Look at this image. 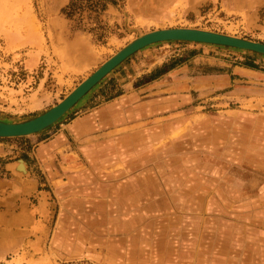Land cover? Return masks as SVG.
Here are the masks:
<instances>
[{"label": "rangeland", "instance_id": "rangeland-1", "mask_svg": "<svg viewBox=\"0 0 264 264\" xmlns=\"http://www.w3.org/2000/svg\"><path fill=\"white\" fill-rule=\"evenodd\" d=\"M70 3L0 0L1 121L44 114L127 44L153 31L192 28L264 43V0H95L96 9L81 0L68 16ZM248 65L252 75L235 76V89L206 96L193 91L189 105L159 115L140 95L142 117L134 122L143 119L137 127L143 138L127 144L126 152L119 141L108 150L103 143L81 147L66 184L58 192L43 188L45 238L0 264H264V58L166 43L135 54L110 75L124 67L133 78L177 67L181 78L206 81L190 86L207 88L217 76ZM106 79L40 137L0 140L8 146L0 165L23 161L41 172L39 142L62 133L60 125L94 116L122 93L119 82ZM133 105L107 114L131 117ZM179 122L186 128L167 140L171 133L162 130ZM149 133L162 138L151 141ZM134 142L143 146L142 156L135 157ZM90 147H98L95 157Z\"/></svg>", "mask_w": 264, "mask_h": 264}, {"label": "crops", "instance_id": "crops-1", "mask_svg": "<svg viewBox=\"0 0 264 264\" xmlns=\"http://www.w3.org/2000/svg\"><path fill=\"white\" fill-rule=\"evenodd\" d=\"M244 67H236L230 75L217 76L214 78L215 85L207 88L193 87L204 84L206 81H202L200 78L195 81L187 80L188 78L185 76L181 78L180 74H183V71L177 67L160 71L158 74L147 71V73H141L134 78L131 69L124 67L120 73L110 75L107 79L119 82L122 93L110 100L109 104H104L105 106H102L98 113L94 112V116L77 118L69 127L60 125L63 129L62 133L57 134L52 140L46 139L39 142L36 153L41 172L35 173L32 165L28 167L27 163L21 161L10 163L11 160H8L0 165V262L16 255L24 248L32 249L34 245L45 238L48 195L43 188L45 186L53 187L58 192L57 189L66 184L65 177L67 178L70 167L77 165L76 156L81 155L79 152L81 147L85 145L97 146L98 143H103L101 146L108 150L111 143L118 144L117 141H119L120 151L122 149L126 152L127 144L132 145V140L143 138V135L141 136L137 131L138 123H141L143 119L140 122H134L137 118L142 117L138 111L143 101L140 95L146 94L144 101L147 106L153 109L150 113L159 115V112H167L173 110L174 107L189 105L192 102L191 93L193 91L199 92L200 96H206L218 90H225V88L235 89L240 83L235 76L244 78L252 75V70L248 66ZM138 79H140L139 83H137ZM125 104H134L132 106L134 112L131 117L126 115L109 116L111 112H116V108L121 109ZM128 120H131L132 124L128 123ZM133 124L136 125L133 126ZM182 126L181 122L176 126L169 124L162 132H166V135L171 133L167 139L169 140L179 131L176 129L186 128H182ZM51 131L53 132V129ZM51 131L46 134L50 135ZM66 134L69 135L76 147L68 145ZM148 137L151 141L162 138L161 134L157 133H149ZM138 145V143H133L135 157L142 156L144 152L143 146ZM7 148L8 146L0 144V157L5 156ZM89 150L94 157L99 153L98 147H90ZM57 153L61 154V158ZM117 155L119 154L117 153ZM69 158L72 159L70 164L66 163ZM43 174L47 178L45 183H42L40 178V175ZM150 187L154 190L158 184L151 183ZM118 196L126 198L124 192H119Z\"/></svg>", "mask_w": 264, "mask_h": 264}, {"label": "water", "instance_id": "water-1", "mask_svg": "<svg viewBox=\"0 0 264 264\" xmlns=\"http://www.w3.org/2000/svg\"><path fill=\"white\" fill-rule=\"evenodd\" d=\"M166 43L216 46L247 52L264 58V43L248 39L192 28L153 31L127 44L116 55L106 61L93 75L82 82L61 103L44 114L18 123L0 120V140L28 138L51 129L53 126L59 124L68 113H71L114 70L132 56L149 47Z\"/></svg>", "mask_w": 264, "mask_h": 264}, {"label": "trees", "instance_id": "trees-1", "mask_svg": "<svg viewBox=\"0 0 264 264\" xmlns=\"http://www.w3.org/2000/svg\"><path fill=\"white\" fill-rule=\"evenodd\" d=\"M77 1H81V0H71V3L67 9V12H70V15H68V16H72L71 12L75 9V7H77ZM94 2H95V0H88V7L91 9H96V8H94L96 6V4L94 5ZM248 67H252V65H248Z\"/></svg>", "mask_w": 264, "mask_h": 264}, {"label": "bare ground", "instance_id": "bare-ground-1", "mask_svg": "<svg viewBox=\"0 0 264 264\" xmlns=\"http://www.w3.org/2000/svg\"><path fill=\"white\" fill-rule=\"evenodd\" d=\"M68 114H69V113H68ZM68 114H67V115H68ZM67 115H66V116H67ZM66 116H65V117H66ZM65 117H64V118H65ZM64 118H63V119H64ZM63 119H62V120H63ZM62 120H61V121H62ZM61 121H60V122H61ZM60 122H59V123H60ZM53 127H54V126H53ZM22 166H23V165H22ZM18 167H19V166H18ZM19 172H21V171H19ZM21 174H22V173H21ZM23 175H25V174L23 173Z\"/></svg>", "mask_w": 264, "mask_h": 264}]
</instances>
